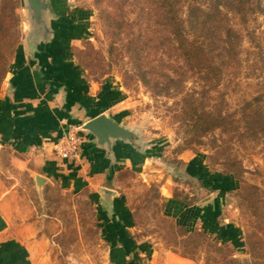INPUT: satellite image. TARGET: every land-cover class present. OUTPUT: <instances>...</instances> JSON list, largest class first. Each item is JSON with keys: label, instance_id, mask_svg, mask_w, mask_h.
Wrapping results in <instances>:
<instances>
[{"label": "rangeland", "instance_id": "rangeland-1", "mask_svg": "<svg viewBox=\"0 0 264 264\" xmlns=\"http://www.w3.org/2000/svg\"><path fill=\"white\" fill-rule=\"evenodd\" d=\"M250 1L246 22L222 7L225 24L240 39L236 56L216 62L219 82L208 83L204 69L178 55L171 34L162 33L158 0H50L56 17L47 22L55 34L49 46H40V55L55 60L49 70L60 82L75 70L83 74L75 100H96L97 113L111 109L134 130L140 151L117 143L131 166L122 165L115 181L144 211L155 242L203 264H264V0ZM214 3L183 0L180 12L185 16L190 5L213 10ZM5 9L15 52L8 54L0 92L15 59L35 39L27 1ZM68 122L79 127L82 120L68 113ZM159 185L190 207L181 218H213V227L187 231L169 221L177 214L165 216L166 193L162 197ZM202 185L219 195V206L206 216L197 207ZM37 198L45 212L65 221L66 231L81 224L84 232H94L95 211L85 195L55 185ZM99 245L94 264L105 262Z\"/></svg>", "mask_w": 264, "mask_h": 264}, {"label": "crops", "instance_id": "crops-1", "mask_svg": "<svg viewBox=\"0 0 264 264\" xmlns=\"http://www.w3.org/2000/svg\"><path fill=\"white\" fill-rule=\"evenodd\" d=\"M52 38L47 43L31 42L25 55L15 59L0 92V264H94L99 242L104 264H203L156 243L154 232L145 227L148 219L143 218L142 208L134 207L119 191L117 175L124 170L122 165L127 169L131 162L120 154L117 143L110 156L81 130L104 112L95 111L96 100L86 102L82 95L75 100L83 89L82 73L75 70L60 82L58 74L49 70L55 60L40 55V46H49ZM68 113L82 120L79 127L68 122ZM106 113L116 119L111 109ZM75 131L84 139L80 155L63 160L55 144ZM55 185L86 196L95 211L94 232H84L81 224L68 232L61 217L44 211V200L37 196ZM167 186L159 185L158 191L162 197L166 193L165 216L176 217L169 221L187 231L213 227V218H181L190 207L174 200ZM200 190L197 207L206 216L219 206V195L209 194L203 185ZM170 210L177 215L169 216Z\"/></svg>", "mask_w": 264, "mask_h": 264}, {"label": "trees", "instance_id": "trees-1", "mask_svg": "<svg viewBox=\"0 0 264 264\" xmlns=\"http://www.w3.org/2000/svg\"><path fill=\"white\" fill-rule=\"evenodd\" d=\"M183 0H158L160 6L159 20L162 33L171 34L178 55L189 64L204 69L208 83L221 80L222 67L216 63L226 56H236V41L240 39L239 32L223 20L222 7H230L246 22L245 14L252 9L250 0H215V8L207 10L199 5H190L185 16L181 14ZM16 0H0V82L8 72L9 53L15 52L10 40V28L6 24L7 8ZM19 46L16 50V54ZM19 56V55H18ZM195 68V67H194ZM144 155L149 156L150 152ZM195 178L203 184L201 175ZM204 185V184H203Z\"/></svg>", "mask_w": 264, "mask_h": 264}, {"label": "water", "instance_id": "water-1", "mask_svg": "<svg viewBox=\"0 0 264 264\" xmlns=\"http://www.w3.org/2000/svg\"><path fill=\"white\" fill-rule=\"evenodd\" d=\"M30 11V21L34 26L32 42H49L55 31L51 24L47 22L48 18L55 19L56 14L53 10L50 0H26ZM41 39H38V38ZM82 131L91 134L97 143V146L105 149L110 156H113V147L115 143H124L134 148L136 146V134L134 130L121 124L117 119L107 113H101L86 122L81 127Z\"/></svg>", "mask_w": 264, "mask_h": 264}, {"label": "built area", "instance_id": "built-area-1", "mask_svg": "<svg viewBox=\"0 0 264 264\" xmlns=\"http://www.w3.org/2000/svg\"><path fill=\"white\" fill-rule=\"evenodd\" d=\"M82 138L75 132L64 134L55 144L57 156L63 160L76 159L80 155Z\"/></svg>", "mask_w": 264, "mask_h": 264}]
</instances>
